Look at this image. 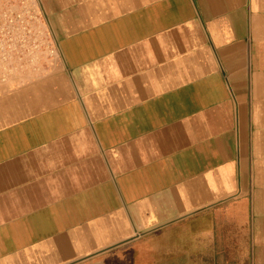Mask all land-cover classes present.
<instances>
[{
  "label": "crops",
  "instance_id": "crops-1",
  "mask_svg": "<svg viewBox=\"0 0 264 264\" xmlns=\"http://www.w3.org/2000/svg\"><path fill=\"white\" fill-rule=\"evenodd\" d=\"M30 2L57 54L0 68V264H264V0Z\"/></svg>",
  "mask_w": 264,
  "mask_h": 264
},
{
  "label": "built area",
  "instance_id": "built-area-1",
  "mask_svg": "<svg viewBox=\"0 0 264 264\" xmlns=\"http://www.w3.org/2000/svg\"><path fill=\"white\" fill-rule=\"evenodd\" d=\"M57 48L40 8L30 0L0 3V68L52 58Z\"/></svg>",
  "mask_w": 264,
  "mask_h": 264
}]
</instances>
